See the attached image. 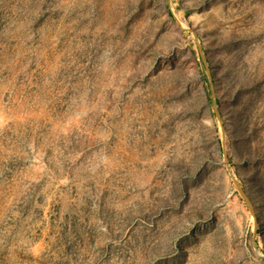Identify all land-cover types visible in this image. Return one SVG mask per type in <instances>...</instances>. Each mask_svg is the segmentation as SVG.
<instances>
[{"label":"rangeland","instance_id":"374dc122","mask_svg":"<svg viewBox=\"0 0 264 264\" xmlns=\"http://www.w3.org/2000/svg\"><path fill=\"white\" fill-rule=\"evenodd\" d=\"M0 264H264V0H0Z\"/></svg>","mask_w":264,"mask_h":264}]
</instances>
